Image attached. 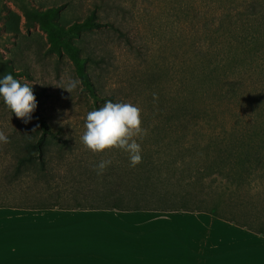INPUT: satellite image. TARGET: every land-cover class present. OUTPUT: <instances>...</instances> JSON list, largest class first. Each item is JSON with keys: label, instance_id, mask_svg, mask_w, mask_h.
Segmentation results:
<instances>
[{"label": "rangeland", "instance_id": "obj_1", "mask_svg": "<svg viewBox=\"0 0 264 264\" xmlns=\"http://www.w3.org/2000/svg\"><path fill=\"white\" fill-rule=\"evenodd\" d=\"M179 2L0 0V78L11 73L32 86L36 109L57 138L45 136L48 162L40 169L35 146L22 149L18 142V132L31 129L32 120L17 118L0 98V130L10 140L0 143V206H184L209 209L264 231V150L259 151L260 165L251 157L240 163L228 149L240 131L254 127V105L259 106L256 112L264 107V98L256 101L259 88L264 91V0L217 1L232 16L247 12L251 2L259 9L241 29L244 34L259 31L254 46L259 65L247 77L243 74L240 96L212 103L198 93L188 94L187 100L182 94V58H192L204 29L191 8L178 10ZM88 52L94 62L84 59ZM186 69H193L191 59ZM82 71H88L96 99L85 89ZM74 79L80 85L72 94L57 86ZM194 84H185V90ZM109 100L141 109L147 135L141 142L142 163L136 167L122 150L93 153L81 142L87 113ZM184 105L191 111L205 106L207 111L201 117H183ZM152 117L174 126L150 131L145 122ZM26 137L36 140L39 135ZM28 154L29 161L23 159ZM101 160L112 164L98 175L94 168Z\"/></svg>", "mask_w": 264, "mask_h": 264}, {"label": "crops", "instance_id": "obj_2", "mask_svg": "<svg viewBox=\"0 0 264 264\" xmlns=\"http://www.w3.org/2000/svg\"><path fill=\"white\" fill-rule=\"evenodd\" d=\"M233 222L206 211L0 206V264H264V235Z\"/></svg>", "mask_w": 264, "mask_h": 264}, {"label": "trees", "instance_id": "obj_3", "mask_svg": "<svg viewBox=\"0 0 264 264\" xmlns=\"http://www.w3.org/2000/svg\"><path fill=\"white\" fill-rule=\"evenodd\" d=\"M218 0H180L178 3V10L180 12H187V9L191 8L193 10V14L195 13L196 18H199L200 23L204 31L203 41L194 45L193 56L186 57L185 55L182 58V72H181V84L184 86V100L188 99L186 96L188 94L195 95L199 94L200 97L204 98L203 100L207 103L212 102H229L232 98H237L240 96L241 88L244 84L245 77L250 74L252 70H255L258 67L259 63L255 57L258 49L254 48L257 37L255 36L256 31L252 29L253 32H248L244 34L241 32L249 20L248 17L256 15L259 13L258 10H254L256 5L251 2L250 9L247 12H237L236 16L230 15L228 12V7L224 4H220L217 2ZM256 2V1H255ZM221 5V6H220ZM209 7L208 9H205ZM37 14V13H36ZM264 14V11L263 13ZM27 16V12H25ZM92 18H95V11L92 10L90 12ZM261 17V16H260ZM91 24L95 26H99V22L91 21ZM245 25H244V24ZM113 28V30L119 31L117 26L112 25L110 22H107ZM233 30L229 31V28ZM261 34L264 35V31H261ZM183 38V37H182ZM249 54L252 56H249ZM89 62H94V58L90 57L89 52L84 57ZM189 59H191L193 69H186V64ZM246 73V74H245ZM245 74V77H243ZM81 81L87 90L88 94L96 99L98 92L93 85L92 81L89 79L88 71H82L80 73ZM152 77L153 75L150 74ZM152 80V79H151ZM195 81L193 85V89L187 91V87L185 84H190ZM259 83V82H258ZM264 84V81H262ZM208 90H212L208 95ZM264 91L260 90L256 92V96L258 98L256 101L263 99L262 94ZM262 105V104H261ZM263 106V105H262ZM260 107L259 111H255L257 104L253 107L252 115L257 118H253L252 122H256L251 128L246 129L245 131H240L238 133L239 138L231 143L228 146L230 151H234V155L240 160V163H243L244 160H247V157H251L255 163L262 165L263 157L259 155L260 150H264V125L260 126V123L264 122V107ZM188 106L184 105L182 107V116L186 117H201L202 111L206 112L207 108L205 106L195 109V111H191L190 108L187 110ZM100 107L94 105V109H99ZM263 113V114H262ZM32 128L28 131L21 130L18 133L20 134V138L18 140L19 146L22 149H30L32 146L38 151V163L40 169L47 164V152L48 149L45 148L43 143H45V136L48 135L55 140L56 134L50 128V124L43 118L37 109L32 115ZM145 125L148 126L150 131L164 129L169 130L174 123L171 121H161L156 117H152L149 121L145 122ZM261 131H257L260 129ZM30 131V132H29ZM56 133L60 132V128L56 130ZM35 134L38 133L39 137L36 140L32 138L26 137L27 134ZM246 151H252L250 154H245ZM25 160H30V155L25 156L23 158ZM264 175V169L263 174ZM238 178V177H237ZM235 178V179H237ZM36 208H66V209H117V210H185V211H206L211 214H215L212 210H207L204 208H185L184 206L179 208H167V209H158V208H119L116 206V203L110 204V206H57V205H38L32 206ZM233 222V221H232ZM236 225L244 226L247 229L253 230L256 233H260L264 235V231L262 228L252 229L251 227H247L244 224H238L233 222Z\"/></svg>", "mask_w": 264, "mask_h": 264}, {"label": "clouds", "instance_id": "obj_4", "mask_svg": "<svg viewBox=\"0 0 264 264\" xmlns=\"http://www.w3.org/2000/svg\"><path fill=\"white\" fill-rule=\"evenodd\" d=\"M79 85L80 81L74 79L57 86L72 94ZM0 98L25 123L32 119L37 108L32 86L21 83L11 73L0 78ZM85 129L81 142L87 150L93 153L122 150L128 154L131 167L142 163L141 142L147 135V129L143 127L141 109L136 105L109 100L99 109L87 113ZM9 142V137L0 130V143ZM111 164V160H101L94 170L102 175Z\"/></svg>", "mask_w": 264, "mask_h": 264}]
</instances>
